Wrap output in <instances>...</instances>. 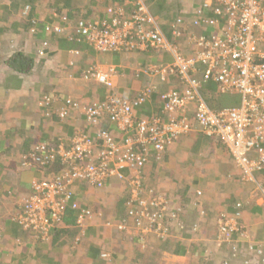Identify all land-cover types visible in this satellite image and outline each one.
<instances>
[{"label":"crops","instance_id":"obj_1","mask_svg":"<svg viewBox=\"0 0 264 264\" xmlns=\"http://www.w3.org/2000/svg\"><path fill=\"white\" fill-rule=\"evenodd\" d=\"M141 2L168 42L178 46L185 57L198 52V37L214 33L194 23L207 17L215 19L211 12L215 3L211 0H97L93 6L83 0H0V264H152L154 256H169V263L175 264L260 263L264 202L251 184L240 182V172L230 154L215 141H207L198 125L159 158L153 156L143 170L147 187L167 197L171 211L176 210L178 226L169 227L167 239L147 237L135 228L120 232L105 225L107 220H119L125 214L119 203L127 197V184L115 178L101 190L75 184V199L96 215L83 228L74 219L65 225V233L61 230L46 242L22 230L14 220L23 199L32 193V182L48 178L38 166L22 164L35 145L64 144L68 148L78 133L94 138L99 129L121 136L107 118L99 128L89 127L83 112L68 108L67 100L77 101L82 107L103 102L109 93L134 100L147 88L153 90L151 97L134 108L135 117L167 119L160 94L181 89L183 82L175 72L168 71L162 78L151 74L150 69H166L174 61L171 52L101 54L86 42L70 41L67 36L71 30L60 35L45 30L68 14L73 21L81 17L101 21L107 18L109 7L118 6L130 15ZM179 19L184 28L177 38L173 28ZM42 49L44 56L38 54ZM18 53L33 57L31 72L16 73L7 65V60ZM94 65L115 67L114 87L83 78V72ZM192 75L203 78V72ZM209 82L200 91L208 105V99L224 95ZM45 97L51 99L48 107L40 105ZM62 111H67L65 119L59 117ZM123 173L130 175L127 169ZM262 176L259 180L264 183ZM239 203L243 206L242 227L252 240L249 245L240 241L243 234L232 233L227 239L219 231L220 217L233 216ZM195 226L198 230L193 232ZM105 255L108 260L102 258Z\"/></svg>","mask_w":264,"mask_h":264},{"label":"built area","instance_id":"obj_2","mask_svg":"<svg viewBox=\"0 0 264 264\" xmlns=\"http://www.w3.org/2000/svg\"><path fill=\"white\" fill-rule=\"evenodd\" d=\"M211 1L218 4L214 7V15L218 18L194 23L213 28L214 33L198 37V52L191 57H185L178 46L168 42L142 2L136 3L131 15L115 6L107 9V19L101 21H70L64 15L60 16L59 24L46 26L48 34L71 30L67 36L70 41L83 39L101 54L171 52L173 63L166 69H150V73L164 78L168 71L175 72L183 87L160 94L167 119L135 117L134 108L151 97L153 90L147 88L134 100L111 93L103 102L84 107L77 101L67 100L68 108L83 112L89 127L99 128L107 118L121 136L99 129L94 138L78 133L68 148L64 144L36 145L31 154L24 157L25 166L45 170L60 160L62 168L46 179L32 182V193L23 199L22 211L16 216L20 226L47 240L52 230L61 224L63 213L70 208L77 213V226L83 228L96 215L75 200V184L101 190L115 178L127 183L131 190L126 210L128 220H111L105 225L120 232L135 228L142 235L154 233L165 240L170 236V224L177 223L176 212L171 211L168 199L161 194L153 189H141L142 172L153 156L160 157L169 146L190 134L195 125L206 136L220 140L239 170L241 181L253 183L264 202V184L257 177L264 170V0ZM220 18H224V25ZM181 27L184 28V22L179 19L173 28L177 38L183 35ZM38 54L44 56L45 52L42 49ZM198 67L203 70L199 71ZM200 72H203L202 79L192 75ZM115 75L113 66L103 69L94 65L83 72L85 80L107 88L114 87ZM208 81L216 83L221 94L240 96V106L221 110L210 108L200 93ZM50 104L51 99L45 97L40 105L48 107ZM59 117L65 119L67 111H62ZM126 169L130 171L128 178L123 173ZM239 216V213L230 217L222 215L220 234L228 238L239 232ZM260 264H264V256Z\"/></svg>","mask_w":264,"mask_h":264},{"label":"trees","instance_id":"obj_3","mask_svg":"<svg viewBox=\"0 0 264 264\" xmlns=\"http://www.w3.org/2000/svg\"><path fill=\"white\" fill-rule=\"evenodd\" d=\"M97 0H83V2H85V3H87L88 2V4H89V6H90V3H91V6H93L94 5V3L96 2ZM218 6V4H214L213 6H212V8H211V12L214 14V10H215V8ZM115 7V6H114ZM215 7V8H214ZM110 8V7H109ZM134 11V10H133ZM132 11V12H133ZM29 12H30V10H29ZM132 12L130 13V15L132 14ZM91 14V11L89 10L88 11V15H90ZM88 15H86V16H83V17H88ZM65 16H67L68 17V19L71 21V20H73V18L71 17V15L70 14H68V15H65ZM207 18H210V17H207ZM214 18L215 19H217L218 17L216 16V15H214ZM107 19V18H106ZM78 20H82V21H84V22H87L88 21V19H86V18H78ZM220 20H221V24H223L224 25V18H220ZM77 21V20H76ZM34 27H35V25H34ZM33 27V29H35ZM32 29V30H33ZM211 29H213V28H211ZM52 35H60V34H54V33H51ZM61 34H64V33H61ZM74 42H84L83 41V39H82V41H80V40H75ZM46 43V47L48 48V42H45ZM44 43V44H45ZM43 47H44V45H43ZM46 47H45V49H46ZM33 57L32 56H30V55H26V54H22V53H18V54H16L15 56H13V57H11L9 60H7V65H9L10 67H12V69H13V71H15L16 73H20V74H27V73H29V72H31V70H32V68H33V66H34V63H33ZM211 83H213V84H216V83H214V82H212V81H210ZM209 82V83H210ZM204 86V85H203ZM203 88V87H202ZM213 92V91H212ZM209 95V94H208ZM211 97H215V96H211ZM216 98V97H215ZM217 99V98H216ZM214 99V98H212V99H208V103H209V106H210V108L212 107L213 109H215V110H221V109H224V108H228V107H231V108H233V107H236L237 105H235V106H223V105H220L219 103V99ZM192 133V132H191ZM190 133V134H191ZM189 135V134H188ZM206 140L207 141H215L216 143H217V146H219V148L221 149H223L226 153H227V151H226V149H225V147L222 145V143L220 142V140H218V139H216V138H211V137H206ZM40 144H48V143H38L37 145H40ZM51 145V144H50ZM36 146V145H35ZM33 150H31L28 154H26L25 156H28V155H30L31 154V152H32ZM165 153V152H164ZM24 156V157H25ZM154 157H156V158H158L159 156H154ZM22 164H23V162H22ZM61 168H62V165L60 164V160H58L55 164H52L51 166H47V167H45V170L42 168V167H40L39 169H40V172H43V171H45V176L46 177H49L51 174H53V173H58L60 170H61ZM262 175H264V170L262 171V172H260L259 173V175L257 176L258 177V180L259 179H261V178H263V176ZM126 178H128L129 176H125ZM142 177H143V179H142V182H143V185H141V189H143V191H147V190H149V188L147 187V185H146V181H145V174H144V172H142ZM239 179H241V174H240V178ZM242 180V179H241ZM240 180V182H242ZM262 180V179H261ZM261 180H259L261 183H263V181H261ZM244 182V181H243ZM242 182V184H244V183H246V182H244L243 183ZM127 184V183H126ZM246 184H251L252 186H253V189L252 190H256V186L255 185H253V183H246ZM245 184V185H246ZM264 184V183H263ZM126 187V186H125ZM126 189V191H127V197L124 199L123 198V200L121 201V203H119V205H120V207H124V216H120V217H123V218H121V219H119V220H115V221H119V222H123V221H127L128 220V217H127V211H126V209H127V202L129 201V199H130V197H131V190H130V187H129V185L127 184V187L125 188ZM145 189V190H144ZM198 195H200L201 194V192H198L197 193ZM259 194V193H258ZM259 198L261 197L260 195L258 196ZM76 200V199H75ZM77 201V200H76ZM78 202V201H77ZM86 208H88V207H86ZM237 209H236V212L234 213V214H240L241 215V211H242V209H243V206H242V204H237V207H236ZM21 211H22V209L20 210V212L17 214V215H19L20 213H21ZM120 211H122L123 212V210H120ZM176 211V210H175ZM233 214V215H234ZM16 215V216H17ZM49 217H51V216H49ZM240 217V216H239ZM76 218H77V213L74 211V210H72V209H67L64 213H63V215H62V218H61V224L57 227V228H55L54 230H52V232L50 233V236H49V238L47 239V240H45L41 235H39V234H37V233H35V232H32V231H30V230H26V229H24L22 226H21V228H22V230H24V231H26V232H29V233H31L32 235H34L36 238H38L39 240H41V241H50V239L54 236V234L55 233H57V232H59V231H61V230H63V232L64 231H66V230H64V229H66V224H68V223H70V222H72L74 219L76 220ZM14 220L17 222V220H16V217L14 218ZM238 220H239V222H240V231L239 232H237V234L236 235H238V234H243V232L245 231V228L244 227H242L243 226V224H241L242 223V219H241V217H240V219L238 218ZM107 221H111V220H107ZM106 221V222H107ZM106 222H105V224H106ZM113 222V221H112ZM18 223V222H17ZM19 224V223H18ZM20 225V224H19ZM242 227V228H241ZM65 233V232H64ZM176 253L178 254L179 252L178 251H176ZM102 258L103 259H106V258H104L103 256H102ZM107 258H109V257H107Z\"/></svg>","mask_w":264,"mask_h":264},{"label":"rangeland","instance_id":"obj_4","mask_svg":"<svg viewBox=\"0 0 264 264\" xmlns=\"http://www.w3.org/2000/svg\"><path fill=\"white\" fill-rule=\"evenodd\" d=\"M216 98L219 99V102H220L219 104L220 105H223V106H235V105L239 106L240 103H241L240 96L235 95V94H224V95L217 96ZM163 197L166 198V200H167V197H165V196H163ZM202 214H204V213L202 212ZM235 215L236 214H234L233 216H235ZM237 222L239 224V220ZM175 224H176V226H178L177 223H171L170 226L175 225ZM180 230H182V229H180ZM197 230H198V228H197V226H195L193 228V232H196ZM137 231H139V230H137ZM170 234H171V230H170ZM148 236H153L154 238L160 240V238L156 234H154V233H148L147 234V237ZM239 237H240V241L245 240V242H247L248 245L250 243H252V240L250 238V235L248 234V230L243 232V237L241 235ZM229 238L230 237H228L227 239H229ZM146 244H143L142 247L143 248H147V245ZM237 254H239V253H237ZM258 255H260L261 258H262V256H264V248L262 250V253L261 254H258ZM169 258H170L169 256H154V258L152 259V264H175V262L174 263L173 262L169 263ZM108 259L109 258H106V260H108ZM258 261L260 262V260H258ZM183 264H187V262H183ZM225 264H227V263H225Z\"/></svg>","mask_w":264,"mask_h":264},{"label":"clouds","instance_id":"obj_5","mask_svg":"<svg viewBox=\"0 0 264 264\" xmlns=\"http://www.w3.org/2000/svg\"><path fill=\"white\" fill-rule=\"evenodd\" d=\"M240 106V105H239ZM236 107H238V106H236Z\"/></svg>","mask_w":264,"mask_h":264},{"label":"bare ground","instance_id":"obj_6","mask_svg":"<svg viewBox=\"0 0 264 264\" xmlns=\"http://www.w3.org/2000/svg\"><path fill=\"white\" fill-rule=\"evenodd\" d=\"M34 24V23H33Z\"/></svg>","mask_w":264,"mask_h":264}]
</instances>
